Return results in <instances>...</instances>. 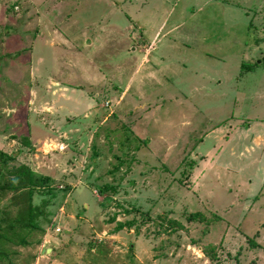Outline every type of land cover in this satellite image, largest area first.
<instances>
[{"label":"rangeland","instance_id":"374dc122","mask_svg":"<svg viewBox=\"0 0 264 264\" xmlns=\"http://www.w3.org/2000/svg\"><path fill=\"white\" fill-rule=\"evenodd\" d=\"M254 122L264 0H0V264H264Z\"/></svg>","mask_w":264,"mask_h":264},{"label":"crops","instance_id":"0c3cea01","mask_svg":"<svg viewBox=\"0 0 264 264\" xmlns=\"http://www.w3.org/2000/svg\"><path fill=\"white\" fill-rule=\"evenodd\" d=\"M259 123H261V122L252 123L250 125L249 131H250V133H253V136H252L253 142H255L256 144H263V146H260L259 154L261 153L264 155V140H263L264 137L259 135V130H258V129H260V127L262 129H264V122H262L263 123L262 125ZM259 141H262V143H260ZM255 147H250L251 149L250 150L248 149V151H250V152L252 151L253 153H255L256 152ZM252 156H254V155H252ZM262 160L264 161V156H262ZM261 178L263 179V182L261 184H258V187H261L264 190V168H263V174L261 175ZM258 183H260V182H258ZM262 233L264 234V232H262Z\"/></svg>","mask_w":264,"mask_h":264},{"label":"built area","instance_id":"2783aa9c","mask_svg":"<svg viewBox=\"0 0 264 264\" xmlns=\"http://www.w3.org/2000/svg\"><path fill=\"white\" fill-rule=\"evenodd\" d=\"M56 232H59V230L57 229V230H55Z\"/></svg>","mask_w":264,"mask_h":264}]
</instances>
